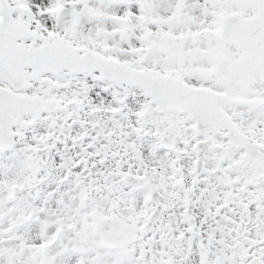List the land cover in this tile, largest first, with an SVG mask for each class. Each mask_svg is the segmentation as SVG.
Instances as JSON below:
<instances>
[{
    "label": "snow or ice",
    "instance_id": "1",
    "mask_svg": "<svg viewBox=\"0 0 264 264\" xmlns=\"http://www.w3.org/2000/svg\"><path fill=\"white\" fill-rule=\"evenodd\" d=\"M0 264H264V0H0Z\"/></svg>",
    "mask_w": 264,
    "mask_h": 264
}]
</instances>
